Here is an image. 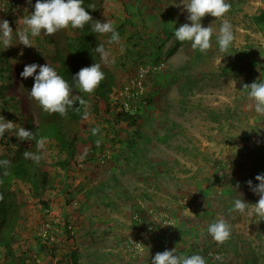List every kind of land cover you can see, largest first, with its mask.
Listing matches in <instances>:
<instances>
[{"label":"rangeland","instance_id":"1","mask_svg":"<svg viewBox=\"0 0 264 264\" xmlns=\"http://www.w3.org/2000/svg\"><path fill=\"white\" fill-rule=\"evenodd\" d=\"M227 2L231 9L225 16L201 20L214 33L206 53L166 33L191 23L181 0H149L147 12L130 21L119 43L110 44L116 93L107 103L90 96L81 135L86 138L94 126L101 130L96 151L89 144L66 169L50 170L41 193L47 208L35 207L27 184L14 188L30 203L14 244L21 264H72L70 246L78 251V264H151L157 252L173 248L204 258L215 251L227 264H264V218L254 210L244 216L229 212L239 193L248 203L258 202L246 181L256 185V175L264 173V115L242 91L243 84L264 81V23L257 21L264 0ZM35 3L0 0V11L23 24ZM117 18H109L116 27L124 16ZM225 21L233 27L234 41L221 52L217 37ZM132 35L140 49L129 43ZM0 47L4 50L2 42ZM25 55L24 62L32 63L34 55ZM140 68L143 93L129 111L141 118L135 125L117 124L124 106L119 92ZM3 110L0 115L8 120L4 112L18 109ZM47 152L50 162L63 160L55 147ZM219 219L232 225L223 244L207 233ZM48 225L56 230L54 245L43 238ZM68 234L73 236L69 247ZM0 264H8L2 252Z\"/></svg>","mask_w":264,"mask_h":264},{"label":"trees","instance_id":"2","mask_svg":"<svg viewBox=\"0 0 264 264\" xmlns=\"http://www.w3.org/2000/svg\"><path fill=\"white\" fill-rule=\"evenodd\" d=\"M113 1L116 7L111 6L110 3L112 2L110 0H83V6L94 20H100L101 22L110 21V17L116 18L118 16V20L124 16L121 24L116 27L119 35L123 36L124 29L130 25V21L133 18L143 16V12L147 10V2L149 0ZM89 5H94L95 10L88 8ZM126 17L129 18L126 19ZM0 20H8L10 27L14 31L12 33L13 46L8 47V50H3L0 47V109L3 110V108L7 109L9 107L18 109L14 114L4 112L6 118L15 123L16 129L6 131L4 136L0 137V151H5L0 152V161L8 160L11 162L7 168L0 166V193L4 196V199L0 201V252L7 257L8 264H21L22 259L14 244L17 239V230H19L21 223L27 220V211L25 210L30 203L28 199L21 200L18 193L14 190L15 186L19 182L27 184L29 196L37 201L34 202L35 207H39V205L41 207H49L48 202L42 200L41 193L44 190L46 191L49 185L50 170L55 171L59 167L66 169L70 161L74 160L89 144H91L93 152L96 151L101 130L96 135H93L92 129L96 128V126L87 128L89 134H87L86 138L81 136L83 125H85L87 118L86 110L91 100L90 96L98 101L109 102V99L116 93L117 76L108 61V57L102 59L94 51L97 45L103 44L109 52V46L112 43L110 36L93 33L91 25H86L83 29L69 27L70 33L66 31L67 29H64L52 36H46L42 33L39 37L33 38L34 47H25L20 44L17 35L18 31L25 27L24 24L16 16L5 14L4 11H0ZM257 21L264 23V12L257 17ZM172 31L166 30V33L174 35ZM135 37L137 36L132 35L127 39L136 50L140 49V47L134 42ZM46 47L51 50L49 51ZM22 53L23 55L27 53L34 55L32 63L39 65L49 63L72 85L73 89L80 92L79 96L84 99L85 104L80 105L77 102L76 107L69 110L67 116L45 112L39 103L30 96L34 77L24 79L20 75L25 65H29L22 59ZM12 58L13 60L10 61ZM95 62L101 64L105 79L94 93H83L76 87L72 77L81 68L90 67ZM35 111L38 113L37 124H34ZM140 118L141 115L125 110L123 106V109L120 108V112L116 115V123L126 122L135 125ZM19 127L33 131L37 134V138L42 137L44 139V148L41 150L43 159L39 164L24 158L23 153L25 151L35 153L37 152V146L35 141H20L18 143L19 139L14 134H16V130ZM51 143L56 145L54 144L55 146H53ZM54 147L63 160L57 161L55 159V161H49V153L47 151H51ZM66 241L69 247L73 241V236L68 234ZM46 242L55 244V241ZM69 248L70 253L68 255L71 257L72 264H78L79 255L77 249L72 246ZM53 258L59 259L57 256H53ZM58 263L60 264V260Z\"/></svg>","mask_w":264,"mask_h":264},{"label":"clouds","instance_id":"3","mask_svg":"<svg viewBox=\"0 0 264 264\" xmlns=\"http://www.w3.org/2000/svg\"><path fill=\"white\" fill-rule=\"evenodd\" d=\"M32 0H27L31 4ZM183 9L187 11L186 19L191 23L181 24L178 28L175 27L174 35L176 39L183 42H191L193 50H199L201 53H206L212 47L213 28L211 24L208 27L202 26L201 20L207 15L221 18L225 16L231 9V4L227 0H188L187 3L181 0ZM179 7L180 5H175ZM88 8L95 10L94 5H89ZM24 11L27 13L28 9ZM24 28L18 31L17 35L25 47H34L33 38L39 37L42 33L46 36L55 35L57 32L67 29H83L86 25H91V31L100 35H109L110 41L119 43L120 35L113 22L94 20L88 11L83 6V0H36L34 12L25 15L22 19ZM8 20H0V42L4 49L13 46L12 33ZM234 41V32L231 23L225 21L219 29L217 42L219 50L226 52ZM94 51L100 57L107 58L109 52L103 44L97 45ZM39 69V73H37ZM100 63H93L90 67H84L79 70L73 77L76 87L81 92L92 94L105 79V73L101 70ZM21 77L27 79L34 77V84L30 91V96L36 100L42 109L49 114H59L67 116L69 110L76 107L77 102L84 105V99L74 92L72 85L60 75L49 63L39 65L32 63L25 65L21 72ZM242 91L246 92L248 97L255 102V112L264 115V81L253 82L251 84H243ZM86 114V113H85ZM16 125L11 120H5L0 115V137H3L6 131H12ZM99 128H93L92 134L96 135ZM16 137L21 141H35L37 152L25 151L23 156L25 159H30L34 163L39 164L43 159L41 150L44 148V139L37 138V134L33 131L26 130L24 127H19L16 130ZM97 141V145H99ZM10 161H0V166L9 167ZM255 180L259 183L253 185L252 180L246 181L249 189L259 197L255 204L246 202L243 199V194L232 201V207L229 212H238L241 216L249 215L253 212L255 215L264 218V173L258 174ZM239 188V182L236 185ZM4 199L0 193V201ZM207 233L218 242L223 244L231 238L232 225L225 219H219L210 223L207 227ZM151 264H207L206 259L199 255L193 254L190 256L177 254L176 248L157 252L151 260Z\"/></svg>","mask_w":264,"mask_h":264},{"label":"built area","instance_id":"4","mask_svg":"<svg viewBox=\"0 0 264 264\" xmlns=\"http://www.w3.org/2000/svg\"><path fill=\"white\" fill-rule=\"evenodd\" d=\"M143 76V69L140 68L137 77L131 80V84H128L123 88V90H121V92H119V97H121L122 99L125 110H129L131 101L138 99L143 93ZM43 238L46 241H55L56 230H52L48 225L44 230ZM205 259L207 261V264H227L225 263L223 256L215 251H209Z\"/></svg>","mask_w":264,"mask_h":264}]
</instances>
